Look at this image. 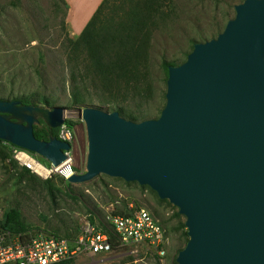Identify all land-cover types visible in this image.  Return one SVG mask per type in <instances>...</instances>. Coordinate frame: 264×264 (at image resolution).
Returning <instances> with one entry per match:
<instances>
[{"label":"water","instance_id":"95a60500","mask_svg":"<svg viewBox=\"0 0 264 264\" xmlns=\"http://www.w3.org/2000/svg\"><path fill=\"white\" fill-rule=\"evenodd\" d=\"M235 10L222 33L169 67L159 118L137 122L89 106L80 116L87 172L69 180L103 174L176 206L189 236L178 264H264V0ZM40 119L58 129L65 111L0 99V140L61 168L72 144L38 139Z\"/></svg>","mask_w":264,"mask_h":264},{"label":"rangeland","instance_id":"374dc122","mask_svg":"<svg viewBox=\"0 0 264 264\" xmlns=\"http://www.w3.org/2000/svg\"><path fill=\"white\" fill-rule=\"evenodd\" d=\"M244 1L164 0L169 19L150 30L144 65L139 74L132 75L124 67L105 68L102 74L94 69L89 54L71 34L64 0H0V99L32 95L34 102L47 98L53 107L65 111L64 125L75 134L67 165L73 173L84 174L89 141L80 116L85 107L110 111L115 104L108 103L118 101L133 112L137 122L159 118L166 105L168 79L163 62H186L194 44L222 33L236 16L235 7ZM40 129L36 124L35 130ZM20 152L18 147L0 141L1 220L13 212L26 228L75 239L87 223L106 230L109 213L124 212L134 203L161 221L168 239L163 262L152 248L141 245L78 258L70 264H178L179 252L188 242L181 227L186 219L168 200H161L149 187L103 174L89 182L73 183L48 159L35 155L30 162L51 171L43 176L24 165Z\"/></svg>","mask_w":264,"mask_h":264},{"label":"built area","instance_id":"2783aa9c","mask_svg":"<svg viewBox=\"0 0 264 264\" xmlns=\"http://www.w3.org/2000/svg\"><path fill=\"white\" fill-rule=\"evenodd\" d=\"M59 129L58 139L72 144L74 131L66 125ZM18 149L24 165L34 170L30 161L36 154ZM106 220V230L87 223L75 239L35 228L12 232L0 225V264H61L141 245L152 248L164 261L168 239L161 221L150 210L129 203L125 213H109Z\"/></svg>","mask_w":264,"mask_h":264},{"label":"crops","instance_id":"0c3cea01","mask_svg":"<svg viewBox=\"0 0 264 264\" xmlns=\"http://www.w3.org/2000/svg\"><path fill=\"white\" fill-rule=\"evenodd\" d=\"M64 1L71 34L100 74L122 67L138 73L147 56L148 33L169 19L164 0Z\"/></svg>","mask_w":264,"mask_h":264},{"label":"trees","instance_id":"16d2710c","mask_svg":"<svg viewBox=\"0 0 264 264\" xmlns=\"http://www.w3.org/2000/svg\"><path fill=\"white\" fill-rule=\"evenodd\" d=\"M150 36H151V33L149 32L148 33V44H149V40H150ZM148 48V47H147ZM145 62V60H144ZM144 62L141 64L140 66V70H141V67L142 65H144ZM174 63L172 62H167V61H164L163 62V67L166 69V72H167V75H168V72H169V67L170 66H173ZM127 68V67H126ZM95 69V67H94ZM96 70V69H95ZM130 71H127V73H130V74H139L140 73V70L138 71V73H135V72H132V69L129 68ZM97 72H95V76L98 80L99 79V75L98 73L96 74ZM135 88V87H133ZM35 96H32V95H28V96H23L22 98H14V99H18V100H21L23 104H26V105H36V106H42V105H45V106H48L50 108L53 107V103L47 99V98H43L42 101H39V102H34L33 101V98ZM1 100H10V99H1ZM13 100V99H11ZM110 103H113L112 105L115 104V106H112L110 107V111H107V112H114V111H118L120 113V115L122 117H125V118H129V120H134L135 119L133 118L134 114L133 112H131L127 107H124L123 105L119 104L118 101H115V102H109L108 104ZM76 104H80V102L77 100ZM92 105V104H91ZM146 114L144 116H141V117H145ZM39 125H41V129L40 130H35V135L38 139L40 140H46L48 141L50 139V137H58V133H59V128L58 129H51L47 126V124L42 120L40 119V123ZM1 141V140H0ZM26 171H30L28 169H26ZM48 183V182H46ZM127 208V207H126ZM119 213H125L124 212H119ZM0 225L6 229V230H9V231H12V232H24V231H27L29 229H32V228H26L23 224H22V221H21V217H19L18 214L16 213H13V212H8L7 215L5 216V218L3 220H0ZM183 229H185V235L188 237V240H189V236H188V230H187V227L185 224H182L181 226ZM57 234V233H56ZM66 237V236H64ZM66 238H70V237H66ZM72 261H69V262H65V263H61V264H70Z\"/></svg>","mask_w":264,"mask_h":264},{"label":"bare ground","instance_id":"6f19581e","mask_svg":"<svg viewBox=\"0 0 264 264\" xmlns=\"http://www.w3.org/2000/svg\"><path fill=\"white\" fill-rule=\"evenodd\" d=\"M34 169L37 172H39L40 174H42L43 176H48L51 173L50 170H48L47 168H45L44 166H42L40 164H37L36 162L34 164ZM56 170L63 171V173L66 174L67 177H69L72 173V170L68 167L67 163L64 166H62L61 168H58Z\"/></svg>","mask_w":264,"mask_h":264}]
</instances>
